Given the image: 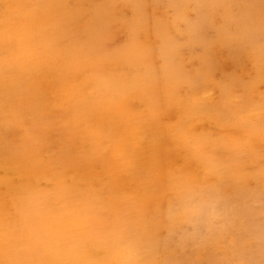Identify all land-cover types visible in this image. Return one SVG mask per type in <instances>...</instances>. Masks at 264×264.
Returning <instances> with one entry per match:
<instances>
[{
	"label": "rangeland",
	"instance_id": "1",
	"mask_svg": "<svg viewBox=\"0 0 264 264\" xmlns=\"http://www.w3.org/2000/svg\"><path fill=\"white\" fill-rule=\"evenodd\" d=\"M262 11L264 0H0V79L22 88L25 64L63 70L30 116L8 128L21 109L0 115V264H264ZM36 119L46 138L27 156Z\"/></svg>",
	"mask_w": 264,
	"mask_h": 264
},
{
	"label": "bare ground",
	"instance_id": "2",
	"mask_svg": "<svg viewBox=\"0 0 264 264\" xmlns=\"http://www.w3.org/2000/svg\"><path fill=\"white\" fill-rule=\"evenodd\" d=\"M211 2V1H210ZM214 2H215V0H214ZM205 4V3H204ZM180 5V4H179ZM209 5V4H208ZM212 5H213V3H212ZM211 5V6H212ZM237 5V4H236ZM224 8V7H223ZM263 12V11H262ZM243 13V12H242ZM257 13V12H256ZM261 13V12H260ZM264 13V12H263ZM236 14V13H235ZM263 16V15H262ZM259 17H260V15H259ZM148 18V17H147ZM152 19V18H151ZM264 19V18H263ZM144 20H145V18H144ZM179 20V19H178ZM259 20V19H258ZM236 21H238V20H236ZM239 21H241V20H239ZM256 21H257V19H256ZM260 21V20H259ZM144 22H146V21H144ZM158 22V21H157ZM161 22V21H160ZM174 22V21H173ZM211 22V21H210ZM232 22V21H231ZM147 23V22H146ZM155 23V22H154ZM262 23H264V21L262 22ZM159 24V23H158ZM157 24V25H158ZM162 25H163V23H161ZM174 24V23H173ZM235 24V23H234ZM142 25V24H141ZM221 25V24H220ZM226 25H228V23H226ZM146 26H147V24H146ZM154 26V25H153ZM229 26V25H228ZM260 27H262L261 25H259ZM141 27H143V25L141 26ZM158 27V26H157ZM152 28V27H151ZM155 28V27H154ZM225 28V27H224ZM230 28V27H229ZM168 29V28H167ZM175 29V28H174ZM152 30V29H151ZM160 30V29H159ZM162 30H164V28L162 29ZM179 30H182L181 28L179 29ZM208 30V29H207ZM225 30V29H224ZM225 31H227V30H225ZM229 31V30H228ZM234 31V30H233ZM153 32H154V30H153ZM176 32V31H175ZM183 32V31H182ZM185 32V31H184ZM193 32V31H192ZM195 32V31H194ZM216 32V31H215ZM146 33H148V31L146 32ZM157 33L159 34V31L157 30ZM190 32H187V34H189ZM228 33H232V32H228ZM149 34V33H148ZM153 33L151 32V35H152ZM179 34V33H178ZM190 34H193V33H190ZM197 34H199V33H197ZM196 34V35H197ZM195 35V34H194ZM201 34H199L198 36H200ZM203 35H205V34H203ZM188 36V35H187ZM216 36V35H215ZM251 36V35H250ZM154 37H156V35L154 36ZM192 37H193V35H192ZM201 37H202V35H201ZM205 37V36H204ZM208 37V36H207ZM179 38V37H178ZM197 38V37H196ZM200 38V37H199ZM106 39V38H105ZM188 39V38H187ZM194 39V38H193ZM192 39V40H193ZM210 39H212L211 37H210ZM223 39V38H222ZM241 39V38H240ZM107 40V39H106ZM205 40V39H204ZM104 41V40H103ZM200 41V40H199ZM198 41V42H199ZM217 41H218V39H217ZM249 41V40H248ZM150 42V41H149ZM207 42V41H206ZM208 42H210V40H208ZM215 42V41H214ZM242 42H243V40H242ZM211 43H213V40L211 41ZM223 43V42H222ZM103 44V43H102ZM199 44V43H198ZM208 44V43H207ZM206 43H204V45H207ZM223 44H225V43H223ZM200 45H201V43H200ZM202 45H203V43H202ZM245 45V44H244ZM161 46H164V45H161ZM168 46V45H167ZM167 46H166V48H167ZM232 46V45H231ZM243 46V45H242ZM159 47V46H158ZM206 47V46H205ZM104 48H105V46H104ZM204 48V47H203ZM162 49V48H161ZM211 49V48H210ZM227 49V48H226ZM228 49H229V47H228ZM244 49V48H243ZM245 49L246 50H248L246 47H245ZM163 50V52H164V50L165 49H162ZM245 50V51H246ZM207 53L209 52V51H206ZM219 52V51H218ZM251 52H252V50H251ZM32 53H34V52H32ZM160 53V52H159ZM158 53V54H159ZM161 53H162V51H161ZM160 53V54H161ZM167 53V52H166ZM165 53V54H166ZM177 53V52H176ZM227 53H229V55L231 54L229 51H227ZM237 53H239V52H237ZM255 54V52H252V54ZM3 54V57L5 56V54H6V51L3 53V49H1L0 48V56ZM133 54V53H132ZM159 54V55H160ZM240 54V53H239ZM244 54V53H243ZM176 55V54H175ZM245 55H246V52H245ZM161 56V55H160ZM171 56V55H170ZM170 56H168V57H170ZM233 56H236V55H233ZM253 56L254 55H250V57L251 58H253ZM255 56H256V54H255ZM254 56V57H255ZM141 57V56H140ZM170 58H172V57H170ZM169 58V59H170ZM248 58V57H247ZM175 59V58H174ZM202 59H204V58H202ZM234 59V58H233ZM249 59V58H248ZM257 59V58H256ZM166 60V59H165ZM168 60V59H167ZM171 60V59H170ZM238 61H239V58L237 59ZM255 60V59H254ZM25 61L26 62H29L27 59H25ZM175 61V60H174ZM174 61H171V62H174ZM257 61V60H256ZM255 61V62H256ZM171 62H167L168 64H170ZM200 62H202V61H200ZM234 62H235V59H234ZM237 62V61H236ZM252 62H254V61H252ZM262 62V61H261ZM260 62V63H261ZM175 63V62H174ZM238 63V62H237ZM243 63H245V62H243ZM259 63V62H258ZM165 64V63H164ZM236 64V63H235ZM239 65H240V63H238ZM253 64V63H252ZM263 64V63H262ZM261 64V65H262ZM143 65L144 66H146L144 63H143ZM242 65V64H241ZM149 65H147V67H148ZM165 66H167L166 64H165ZM169 66V65H168ZM172 66H173V64H172ZM235 66V65H234ZM23 67V77H24V79H25V81H27V86H24V87H22L21 88V86H14V87H10L8 84H7V82H6V80L4 79V80H1L0 79V115H1V113H6V111L7 112H9V114L10 115H13V112H14V110L15 109H21V115L20 116H18V117H15V118H13V120L11 121V123L9 124V127L8 128H12L13 126H15V125H17L18 123H19V119L20 118H22V117H26V116H30V113L32 112V110H34L35 111V109H34V104H33V102L36 100L37 102H42L43 100H38V98H39V93L41 92V91H44L45 89L43 88V81L45 80V79H51V80H53L54 82L55 81H57L58 80V76L60 75H63V70H62V68L61 67H59L56 63L54 64V63H52V64H50V65H48L45 69H43L42 71H35V70H32V69H30L29 67H28V65H24V66H22ZM146 67V68H147ZM153 67V66H152ZM233 67V66H232ZM232 67H231V69H232ZM237 67H238V65H237ZM242 67V66H241ZM263 67V66H262ZM167 68V67H166ZM202 68H204V67H202ZM235 68H236V66H235ZM260 68V67H259ZM145 69V68H144ZM169 69V68H168ZM167 69V70H168ZM173 69H174V67H173ZM198 69V68H197ZM205 69V68H204ZM261 69V68H260ZM260 69L258 70L257 69V71H258V74H259V71H260ZM225 70V69H224ZM230 70V69H229ZM233 70H234V68H233ZM232 70V71H233ZM262 70H263V68H262ZM0 71L1 72H3L4 71V68L3 67H1V62H0ZM171 71H172V69H171ZM196 71H198V70H196ZM235 71V70H234ZM256 71V72H257ZM264 71V70H263ZM168 72V71H167ZM170 72V71H169ZM199 72V71H198ZM219 72V71H218ZM222 72V71H221ZM240 72V71H239ZM54 73L55 74H57V76H55L54 75ZM173 73V72H172ZM200 73H201V71H200ZM214 73V72H213ZM169 74V73H168ZM180 74V73H179ZM197 74V73H196ZM221 74V73H220ZM232 74V73H231ZM255 74V73H254ZM164 75V74H163ZM169 75H171V74H169ZM226 75V74H225ZM262 75H264L263 73H262ZM158 76V75H157ZM173 76V75H172ZM175 76V75H174ZM196 75H194V77H195ZM255 76H256V74H255ZM258 76V75H257ZM12 78H14L15 77V75H12L11 76ZM203 77V76H202ZM213 77V76H212ZM260 77H261V75H260ZM158 78V77H157ZM204 78V77H203ZM241 78V77H240ZM239 78V79H240ZM254 78H256V77H254ZM57 79V80H56ZM165 79V78H164ZM190 79H194L193 77L192 78H190ZM228 79V78H227ZM253 79V78H252ZM258 79V78H257ZM256 79V80H257ZM67 80V82H69V83H67V87L66 88H69V89H71V90H73V91H75V85H74V83H73V81L71 80V79H66ZM233 80V79H232ZM260 80V79H259ZM259 80H257V81H259ZM168 81V80H167ZM191 81V80H190ZM240 81H242V78H241V80ZM262 81H264V80H262ZM174 82V81H173ZM176 82V81H175ZM261 82V81H260ZM115 83H116V81H113V87H114V85H115ZM191 83V82H190ZM233 83V82H232ZM235 83V82H234ZM241 83H243V82H241ZM244 83H247L246 81L244 82ZM259 83V82H258ZM257 83V84H258ZM213 84V83H212ZM227 84V83H226ZM256 84V85H257ZM260 84H262V83H260ZM55 85H56V82H55ZM210 85V84H209ZM239 85H240V83H239ZM259 85V84H258ZM242 86H244V85H242ZM251 86V85H250ZM59 87H61V86H59ZM193 87V86H192ZM198 87V86H197ZM205 87V86H204ZM230 87V86H229ZM252 87V86H251ZM194 88L196 89V87L194 86ZM206 88V87H205ZM65 89V88H64ZM64 89H62V90H64ZM209 89H211V88H209ZM214 89V88H213ZM212 89V90H213ZM229 89V88H228ZM260 89V88H259ZM59 90H61V89H59ZM61 90V91H62ZM159 90V89H158ZM235 90V89H234ZM248 90V89H247ZM249 90H250V88H249ZM77 91V90H76ZM146 91H149V88L147 87L146 88ZM210 91V90H209ZM78 93V92H77ZM77 93H73L74 95H75V97H77V98H80L81 96H79V93L77 94ZM207 93V92H206ZM41 94V93H40ZM44 94V93H43ZM168 94V93H167ZM166 94V95H167ZM169 94H171V93H169ZM262 94V93H261ZM176 95V94H175ZM209 95V94H208ZM14 96H16L17 98H18V106H20L19 108L15 105V103H14V100L12 99ZM178 96V95H177ZM193 96H194V99H193V102H192V105H193V107L192 108H197V106L198 107H200V106H203L202 105V101L201 100H203V99H200V97L199 96H201L202 97V94L201 93H195V94H193ZM234 96V95H233ZM122 97V96H121ZM42 99H43V97H42ZM177 100V99H176ZM205 100V99H204ZM223 100V99H222ZM226 100V99H225ZM35 101V102H36ZM174 101V100H173ZM210 101H212V100H210ZM217 101V100H216ZM208 102V101H207ZM221 102V101H220ZM212 103H214V100L212 101ZM216 103V102H215ZM230 103V102H229ZM41 104V103H40ZM217 104H219V103H217ZM216 105V104H215ZM223 105V104H222ZM225 105V104H224ZM231 105H233V104H231ZM37 106H38V103H37ZM217 106V105H216ZM215 106V107H216ZM205 108L207 107V106H204ZM218 107V106H217ZM38 108V107H37ZM36 108V109H37ZM120 108V107H119ZM204 108V109H205ZM203 109V108H202ZM210 109L211 110H214V106L213 107H210ZM215 111V110H214ZM209 112V111H208ZM34 113V112H33ZM7 114V113H6ZM34 114H36V113H34ZM34 114H32V115H34ZM46 114V113H45ZM229 114V113H228ZM231 115V114H230ZM3 115H1V117H2ZM172 116V115H171ZM216 116H217V114H216ZM219 116V115H218ZM38 117V116H37ZM43 117V116H42ZM214 117V116H213ZM34 118H36V116L34 117ZM39 118V117H38ZM44 118V117H43ZM164 118V117H163ZM2 120V119H1ZM5 120V119H4ZM39 120V119H38ZM52 120V119H51ZM223 119H221V121H222ZM233 120V119H232ZM41 121V120H40ZM52 121H54V120H52ZM197 121V120H196ZM209 121H210V119H209ZM217 121H219L220 122V120H217ZM200 122H202V121H200ZM4 122L3 121H1V124H3ZM198 123V122H197ZM33 127L31 128V130H30V132H29V135H27V145L29 146V147H27V149H28V151L30 152V153H28L27 154V156H30L29 154H33V153H35L37 150H38V142L40 141V143H42V142H45L44 140H45V135H43V132L44 131H42L41 130V127L39 126V124H38V121H37V119L36 120H34L33 121ZM98 125V124H97ZM53 127H54V125H52ZM51 126V127H52ZM75 126V125H74ZM53 127L51 128V129H53ZM236 127V126H235ZM238 127V126H237ZM59 128V127H58ZM64 128V127H63ZM55 129H56V127H55ZM67 129V128H66ZM191 131H193V129L191 130ZM46 132V131H45ZM69 132H72L71 131V129L68 131V133ZM97 133H98V131H97ZM210 132H208L207 134H209ZM49 134H51V136H52V133L50 132ZM48 134V135H49ZM189 134V133H188ZM192 135H193V133H191ZM196 134H198V133H195L194 135H196ZM187 135V134H186ZM206 135V134H205ZM210 135H212V133L210 134ZM209 135V136H210ZM180 136H182V133L180 134ZM206 136H208V135H206ZM221 137V136H220ZM219 137V138H220ZM52 138V137H51ZM73 138V137H72ZM193 138V137H192ZM198 139H199V137H198ZM201 139V138H200ZM210 139V138H209ZM231 139V138H230ZM66 140H67V138H66ZM202 140V139H201ZM51 141V140H50ZM49 141V142H50ZM221 141V140H220ZM231 141V140H230ZM61 143V142H60ZM228 144V143H227ZM94 146V145H93ZM92 146V147H93ZM96 147V146H95ZM71 148V147H70ZM69 149V148H68ZM69 150H71V149H69ZM73 151V150H72ZM76 152V151H75ZM90 153V152H89ZM89 158V157H88ZM7 163V162H6ZM7 164H9V163H7ZM13 165V164H12ZM17 167V166H16ZM10 168V167H9ZM17 168H19V167H17ZM216 168V167H215ZM24 169V168H23ZM161 170V169H160ZM163 174V173H162ZM118 175H120V174H118ZM158 175V174H157ZM161 176V175H160ZM160 178V177H159ZM164 178V177H163ZM162 178V179H163ZM158 179V178H157ZM113 186H115V185H113ZM121 186V185H120ZM123 187V186H122ZM31 188V187H30ZM91 192V191H90ZM98 192V191H97ZM165 192V191H164ZM24 193H26V192H24ZM28 193V192H27ZM100 193V192H99ZM145 193V192H144ZM24 197H25V195H23ZM100 198V197H99ZM106 198H108V197H106ZM26 199V198H25ZM101 200V199H100ZM27 201V200H26ZM81 207V206H80ZM81 209V208H80ZM223 209V208H222ZM82 210V209H81ZM78 211V210H77ZM84 211V210H83ZM230 211V210H229ZM156 214V213H155ZM225 214V213H224ZM9 215V214H8ZM163 215V214H162ZM126 216H128V215H126ZM229 216V215H228ZM147 217V216H146ZM148 218V217H147ZM1 220V219H0ZM6 220H8V219H6ZM3 221V220H2ZM128 221V220H127ZM5 221H3V223H4ZM8 223H9V221H8ZM133 223V222H132ZM161 223V222H160ZM15 225V224H14ZM24 225V224H23ZM144 225V224H143ZM218 225V224H217ZM161 226V225H160ZM222 226V225H221ZM1 227V226H0ZM24 227V226H23ZM123 228V227H122ZM9 229V228H8ZM26 229H29V226H28V228H26ZM121 229V228H120ZM140 230H141V228H140ZM21 231H23V230H21ZM6 232V231H5ZM12 232V231H11ZM99 232V231H98ZM132 232V231H131ZM122 233V232H121ZM160 233H161V231H160ZM159 233V234H160ZM91 234V233H90ZM139 234V233H138ZM164 234H167V233H164ZM12 235V234H11ZM23 235V234H22ZM105 236V235H104ZM139 236V235H138ZM5 237V236H4ZM96 237V236H95ZM19 238V237H18ZM110 238V237H109ZM133 238V237H132ZM182 238V237H181ZM110 240V239H109ZM103 241V240H102ZM101 241V242H102ZM112 241V240H111ZM160 241H161V239H160ZM3 242V241H2ZM6 242V241H5ZM45 242V241H44ZM48 242V241H47ZM119 243V242H118ZM145 244H146V242H144ZM143 243V244H144ZM2 244V243H1ZM131 244V243H130ZM140 244V243H139ZM88 245V244H87ZM153 245V244H152ZM83 246V245H82ZM107 246V245H106ZM162 246V245H161ZM88 247V246H87ZM94 247V246H93ZM138 247L140 248V246L138 245ZM149 247V246H148ZM57 248V247H56ZM123 248V247H122ZM162 248V247H161ZM62 249V248H61ZM115 249V248H114ZM128 250V249H127ZM21 251V250H20ZM83 251V250H82ZM131 251H133V250H131ZM144 251V250H143ZM80 252V251H79ZM136 252V251H135ZM134 252V253H135ZM163 252H165V251H163ZM147 253V252H146ZM160 253V252H159ZM5 254V253H4ZM107 254V253H106ZM142 253H140V255H141ZM143 254H144V252H143ZM142 254V255H143ZM156 254V253H155ZM162 254V253H161ZM2 255H3V253H1L0 254V260H1V258H2ZM115 255V254H114ZM147 255V254H146ZM163 255V254H162ZM92 256V255H91ZM106 256V255H105ZM133 256V255H132ZM153 256V258H154V255H152ZM152 256H149V257H151L152 258ZM164 256V255H163ZM163 256H159L160 258H162ZM120 257V256H119ZM141 257V256H140ZM139 257H137V259H138ZM106 259V258H105ZM104 259V260H105ZM156 259H158V257L156 258ZM124 260V259H123ZM145 260V259H144ZM143 260V261H144ZM152 260V259H151ZM161 260V259H160ZM103 261V260H102ZM135 261V260H134ZM142 261V260H141ZM140 261V262H141ZM115 262V261H114ZM133 262V261H132ZM137 262H138V260H137ZM146 262V261H145ZM148 262H150V261H148ZM153 262H155L154 260H153ZM6 263H8V262H6ZM5 263V264H6ZM134 263H136V261L134 262ZM142 263V262H141ZM158 263V262H157ZM126 264H127V262H126ZM132 264V263H131ZM138 264H139V262H138ZM143 264V263H142ZM148 264H151V263H148ZM153 264V263H152Z\"/></svg>",
	"mask_w": 264,
	"mask_h": 264
}]
</instances>
